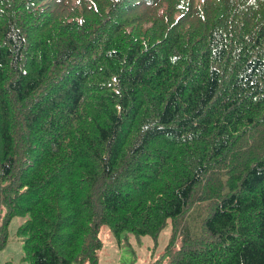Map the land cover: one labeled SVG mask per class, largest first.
Wrapping results in <instances>:
<instances>
[{
    "label": "trees",
    "instance_id": "trees-1",
    "mask_svg": "<svg viewBox=\"0 0 264 264\" xmlns=\"http://www.w3.org/2000/svg\"><path fill=\"white\" fill-rule=\"evenodd\" d=\"M0 205L26 264H264V0H0Z\"/></svg>",
    "mask_w": 264,
    "mask_h": 264
},
{
    "label": "rangeland",
    "instance_id": "rangeland-1",
    "mask_svg": "<svg viewBox=\"0 0 264 264\" xmlns=\"http://www.w3.org/2000/svg\"><path fill=\"white\" fill-rule=\"evenodd\" d=\"M194 213L192 210L186 219H193L191 214ZM4 215L5 207L0 205V220ZM24 221L22 218H14L10 222L7 245L0 251V264H26L21 262L24 237L17 234L18 227ZM171 230L169 221L157 240L153 241L149 236L136 237L126 231L115 236L109 227L102 226L99 236L103 247L99 253L98 264H150L156 259L165 261L167 256L163 251L168 244Z\"/></svg>",
    "mask_w": 264,
    "mask_h": 264
}]
</instances>
